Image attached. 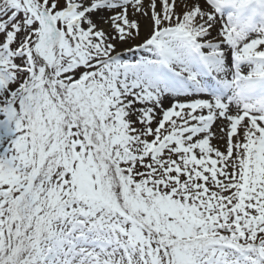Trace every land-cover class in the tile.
I'll return each instance as SVG.
<instances>
[{
	"label": "snow or ice",
	"instance_id": "6c2138e0",
	"mask_svg": "<svg viewBox=\"0 0 264 264\" xmlns=\"http://www.w3.org/2000/svg\"><path fill=\"white\" fill-rule=\"evenodd\" d=\"M0 264H264V0H0Z\"/></svg>",
	"mask_w": 264,
	"mask_h": 264
}]
</instances>
